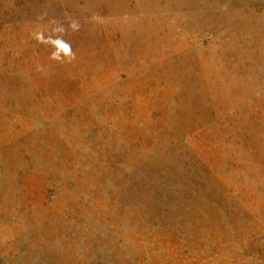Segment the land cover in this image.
<instances>
[{
    "label": "rangeland",
    "instance_id": "374dc122",
    "mask_svg": "<svg viewBox=\"0 0 264 264\" xmlns=\"http://www.w3.org/2000/svg\"><path fill=\"white\" fill-rule=\"evenodd\" d=\"M0 264H264V0H0Z\"/></svg>",
    "mask_w": 264,
    "mask_h": 264
},
{
    "label": "clouds",
    "instance_id": "9594fccd",
    "mask_svg": "<svg viewBox=\"0 0 264 264\" xmlns=\"http://www.w3.org/2000/svg\"><path fill=\"white\" fill-rule=\"evenodd\" d=\"M47 12H41L37 17L38 21H44ZM67 24L56 18L48 20L47 29L38 28L32 32V38L41 45L52 49L49 59L58 63H71L76 60V53L72 44L65 39V36L77 33L81 28V23L77 18L65 14Z\"/></svg>",
    "mask_w": 264,
    "mask_h": 264
}]
</instances>
